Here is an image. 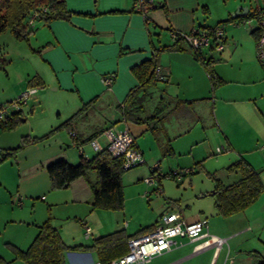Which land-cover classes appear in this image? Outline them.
<instances>
[{"label":"crops","instance_id":"0c3cea01","mask_svg":"<svg viewBox=\"0 0 264 264\" xmlns=\"http://www.w3.org/2000/svg\"><path fill=\"white\" fill-rule=\"evenodd\" d=\"M64 1L69 11L67 19L48 24L36 20L26 40H18L25 43L23 53H18L34 60L33 67L24 77L5 87L0 95V106H3L28 86L40 88L17 112L22 118L18 124L11 130L0 128V171L5 170L18 179L14 188L0 176V238L9 253L8 257H3L0 248V264H26L13 259L7 244L26 249L36 236L38 226L48 216L68 247L90 246L95 239L119 230L133 236L143 228L147 229L141 233L152 229L157 220L150 225L142 222L132 227L124 219L120 223L125 215V205L121 212L91 209L90 184L96 181L93 171L73 181L65 190L50 189L46 166L58 159L75 164L80 156L86 159L95 156L106 149L109 130L114 135L123 131L132 135L135 147L142 154V164L144 158L147 160L143 140L148 135L147 139L152 136L164 155L167 144L171 154L175 151L181 155L189 154L190 167L187 168L194 170L192 174L204 172L206 175L200 176L208 179L212 191L216 180L223 182L217 177L218 173L227 180L223 185L238 179V174L227 168L239 159L257 172L264 187V65L256 60V20L254 24L247 22L248 29L242 30V34L241 29L224 33L221 51L215 50L213 45L197 51L203 60H212L214 75L221 80L215 88H212L203 65L195 59L194 51L185 43L172 46L170 40L163 43L153 40L157 29L167 32L212 30L229 18L236 20L232 22L234 25H241L245 22L244 19L240 22L241 18L261 7L255 10L240 7V14L236 17H232L234 12L232 15L227 13L225 18L209 20L211 0H154L157 5L146 17L134 10L133 0ZM160 46L173 48L157 56L160 73L166 76V96L162 94L160 97L166 103V117L162 131L154 134L145 124L125 120L122 104L129 93L137 91L139 84L132 68L153 57L155 49ZM4 49L0 45V55L5 54ZM103 76L112 77L110 88L103 84ZM182 80H185L183 86L180 85ZM45 87L56 96L52 97ZM140 93L137 91L136 95L140 96ZM168 96L171 100H164ZM180 99H203L205 102L184 106V109H192L194 105L199 107L198 113L194 112V119L189 120L187 114L176 111L183 106L174 108L176 100ZM86 104L89 105L68 126L42 141L10 152L23 137L45 135ZM133 105L129 111H135L137 103ZM174 114H177L175 118ZM166 123L171 124V132ZM197 126L198 132L192 134V129ZM207 128H210L214 140L221 137V152L216 151L218 146L212 148ZM71 132L75 137L70 135ZM90 136H94L99 150H94L86 141ZM198 148L201 150L196 151ZM218 154H221L216 158L218 165L210 168L208 163ZM185 178L183 176L180 183L193 186L199 199H214L212 191H205L209 189H196L192 184L193 177ZM157 186L161 188L159 180ZM157 186L154 185L152 190ZM198 208L186 215L180 212L187 222L206 220L209 234L225 238L227 244L217 251L214 245L205 246L209 237L195 240L177 237L171 250L153 258L157 259L156 264H224L226 257L231 258L233 264H258L264 259V193L246 209L228 217L220 216L214 208L215 214L208 221L203 205ZM85 227L89 228L88 236ZM94 262H99L94 249L68 250L62 264Z\"/></svg>","mask_w":264,"mask_h":264},{"label":"trees","instance_id":"16d2710c","mask_svg":"<svg viewBox=\"0 0 264 264\" xmlns=\"http://www.w3.org/2000/svg\"><path fill=\"white\" fill-rule=\"evenodd\" d=\"M156 2L155 7L157 5ZM256 13L257 11L249 13L239 21L241 22L243 19L250 20ZM34 14H36V16L33 24L29 25L28 22ZM68 16L69 11L66 9L64 0H0V35L6 30H9L16 40H26L27 36L33 31L34 22L36 20L48 24L54 20L67 19ZM226 21L233 22L236 20L234 18H229L220 23ZM172 42V46H174L178 42H181V40H174ZM171 48L173 47L160 46L156 48L153 57L132 68L139 82L137 91L141 92V95H136V90L132 91L122 104L124 108L123 118L125 120L145 124L148 126L149 131L154 134L162 131V124L166 117L164 114L166 103H163L162 98H160L159 104L154 108L151 115L141 117L139 114H144L143 102L149 94L148 89L150 87H155L158 81L166 82L165 75H163L161 79L156 78L155 68L157 67L158 54L170 50ZM197 51L198 50L194 51L195 59L203 65L208 74L212 88H215L221 80L214 75L211 68L212 60H203L200 58ZM198 101H203V99L176 100L174 108L178 107V105L192 107V104ZM91 102H93V100ZM135 103H137L135 111H129V107L134 106L133 104ZM88 105L89 104L82 106L76 114L43 136L23 137L20 144L16 148L11 149L10 152L22 149L30 143L42 141L58 129L68 126ZM17 112L18 111L11 112L4 121L0 122V128L2 130H11L18 124L19 120L22 118L19 117V113ZM93 137L94 136L88 137L86 141H92ZM170 150L167 144L166 154H169ZM122 164V159L113 158L106 149H102L89 159L80 156L79 161L75 164L69 163L64 159L55 160L46 166V172L52 191L65 190L76 179L86 177L88 173L92 171L95 172L96 181L90 184L92 192L91 209L119 212L124 208V191L121 176L125 170H123ZM227 170L238 174V179L228 185H223L219 180H216L215 188L212 191L214 206L217 213L222 217H228L243 211L256 202L261 194L264 193V187H262L257 172L243 159L236 161L227 168ZM154 171L158 173L157 168H154L152 173ZM193 172L194 170L189 174ZM166 176L175 179V177H173V172H170ZM159 177L160 175L158 174V180ZM145 229L147 228L141 229L133 236H127L124 230H119L95 239L90 246L78 245L68 247L61 240L58 231L52 225L51 217L48 216V218L38 226L36 236L26 249L21 250L9 244H7V246L12 252L14 260H21L26 264H62L66 251L90 249L96 250L101 264H109L110 261L126 253L127 242L130 238L147 233L148 231L141 233ZM258 264H264V259L259 261Z\"/></svg>","mask_w":264,"mask_h":264},{"label":"rangeland","instance_id":"374dc122","mask_svg":"<svg viewBox=\"0 0 264 264\" xmlns=\"http://www.w3.org/2000/svg\"><path fill=\"white\" fill-rule=\"evenodd\" d=\"M241 5H247V6H241ZM240 7L242 8L250 7L252 10L257 9L258 7H261V9H264V0H211V8H210V15H209V18L211 19L209 20H212V19L215 20L221 17L225 18L227 17L228 14L232 15ZM255 20L256 19L253 17L248 22H251L254 24ZM246 23H247L246 20L244 23H241V25L240 24L234 25L235 23L225 22V23H219L216 27H222L223 29L225 26H227L224 33L228 31L241 29L239 31L242 34V30L245 31L248 29L247 28L248 24ZM153 40L155 43H159L158 41H160L161 43L169 41V40L172 41L171 31L169 30L167 32L166 30L157 29L156 33L153 35ZM24 44L25 43H23L22 41H18L15 38H13V35L11 34L9 30H6L4 33L0 35V45L1 47L5 48L4 49L5 54L1 53L0 55V95H3L2 92H3V89H5V87L11 85V83L15 81L16 79L20 77H24L28 69L33 67L34 60H32L28 56L21 55L23 53L22 48H24ZM18 52H20L21 54H19ZM184 81L185 80H182V82L180 83L181 86L184 85ZM45 88L51 96L52 95L56 96L55 94L48 91L49 89L47 87ZM173 88H176V85H173ZM36 91H40V88H37ZM148 92L149 94L143 102L144 114H139L141 116L150 115L152 113V110L154 109V106H156L159 103L161 95L163 94L166 96V83L159 81L155 87H150L148 89ZM51 100L55 101L54 99H51ZM164 100L168 101L171 99L168 96V97H165ZM201 102H205V101L204 100L198 101L196 104H199V103L201 104ZM173 104H175V102H173ZM196 106L197 105H194L192 109L191 108L184 109L183 107L176 111L178 113L183 112L185 113V115L187 114V118L189 120H192L194 119V112L199 110L198 109L199 107H196ZM199 106H202V105H199ZM194 107H196V109H194ZM176 116L177 114H174V118ZM30 119L31 117L28 119L29 122H30ZM168 119H169V116H168ZM170 125L166 123L167 128L169 127L168 128L169 132H171ZM198 128H199L198 126L193 128L192 134H195L196 132H198ZM206 132L208 134V138L210 142H212V148L214 149V147L216 146L220 148V146L222 145L221 137L219 136L218 139L214 140L213 136L211 135L210 128H207ZM148 136H145V139L143 140L144 141L143 144L145 145V150L148 153L146 155L147 160L146 158H144L145 163L139 166L130 168L129 170L123 171L122 176H121V180L123 184V191H124V205H125V211L123 212L125 213V215H124V218H121L120 223H122L124 219V221L129 222V227L130 226L132 227L133 225H136L142 222H143V225H147V224L150 225V224H153L154 221L157 220L159 216L165 212H171V211L178 210V211H182L183 214L186 215L187 213L193 211L194 209H196L197 211V209H199L198 207L201 205H203L205 209L204 215L209 221L210 217H212V215L214 216L215 214L214 199H212V197H206L204 199H199L198 194H194L193 192L194 190L193 186H188V185L182 186L183 184L178 182L176 179L166 176L170 172H179L182 170L189 169L187 167H190L188 166L189 165L188 162L191 158L190 155L189 154L181 155L179 151H175L172 154L170 153V154L164 155L162 150L159 149L156 140L152 136L149 137V139H147ZM200 150L201 149L198 148L196 151H200ZM220 155L221 154L216 155V157H214V159L208 163L210 168H212L214 164L218 165L216 163V158H218ZM183 167H186V168H183ZM154 168L158 169L157 174L160 175L159 181H160L161 188L163 187L162 196L154 195L155 193L153 194V190H152L153 186L154 185L157 186L158 180H154L155 182L153 186H151V184H148L146 182V179L152 175L151 172ZM220 173H223V171ZM200 174H204V172L194 173L189 176L185 175L184 178L186 176H188L186 178H189L190 176L193 177L194 179H193L192 184L195 185L196 189H199V188L209 189L208 179L207 178L205 179V177L200 176ZM217 175H218L217 177H219L220 180L223 181L222 183L227 182L226 179L222 178L221 174L218 173ZM0 176L4 177V180L8 182L9 187L15 188L17 186V182H18L17 177L15 178L13 175H9L5 170L0 171ZM205 191L210 192L212 190L209 189ZM90 208H91V204H90ZM120 214H123V213H120ZM120 214L119 216H121ZM80 234H81V237L83 238L84 232L81 231ZM2 241L3 239L0 238V248L3 253L2 255L3 257L6 258L9 256V253L5 251V247ZM149 262L147 264H149ZM156 262H157V259H153L152 264H156Z\"/></svg>","mask_w":264,"mask_h":264},{"label":"built area","instance_id":"2783aa9c","mask_svg":"<svg viewBox=\"0 0 264 264\" xmlns=\"http://www.w3.org/2000/svg\"><path fill=\"white\" fill-rule=\"evenodd\" d=\"M133 8L142 16L147 14L155 8L154 0H133ZM36 14L30 20L29 25L33 24ZM256 29L258 37L256 40V58L258 62L264 65V9H260L255 14ZM247 22L249 20H246ZM171 39L181 40L193 51L200 50L203 47L211 46L217 51L224 48V31L222 27H216L212 30H191L190 32L171 31ZM155 76L161 79L163 75L157 66L155 68ZM112 77L103 76L102 82L110 88L112 84ZM36 92L35 87H28L17 98L10 103L0 106V122L4 121L8 114L13 111H19L24 106L27 100ZM109 134V141L106 150L113 158H120L123 160V170L139 166L143 163L141 152L135 147L132 135L128 131H123L118 134ZM70 135L74 137V133ZM94 150H99V145L95 140L89 142ZM221 152V148L216 149ZM192 170L186 169L179 172H173V177L177 181H181L182 177L189 174ZM154 180H158V174L154 171L152 175L146 179L148 184L154 185ZM161 188L157 187L153 190L156 195H161ZM85 235H89V228L85 227ZM187 238L195 240L200 237H209L205 242V246L214 245L216 250L227 244L225 238L212 236L209 234L206 220H198L194 222H187L180 211H171L163 213L159 216L152 230L139 236L132 237L127 242V251L124 255L110 261L109 264H147L152 258L161 255L162 253L171 250L175 245V238ZM92 264H101L94 262ZM224 264H233L232 259L226 257Z\"/></svg>","mask_w":264,"mask_h":264},{"label":"water","instance_id":"95a60500","mask_svg":"<svg viewBox=\"0 0 264 264\" xmlns=\"http://www.w3.org/2000/svg\"><path fill=\"white\" fill-rule=\"evenodd\" d=\"M244 11L245 10H243V13H244ZM240 13H239V9H237V11L233 14V16L232 17H236V16H238Z\"/></svg>","mask_w":264,"mask_h":264}]
</instances>
